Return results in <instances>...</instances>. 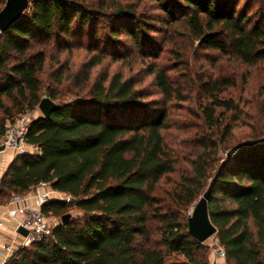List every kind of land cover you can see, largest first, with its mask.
Instances as JSON below:
<instances>
[{
    "label": "trees",
    "instance_id": "obj_1",
    "mask_svg": "<svg viewBox=\"0 0 264 264\" xmlns=\"http://www.w3.org/2000/svg\"><path fill=\"white\" fill-rule=\"evenodd\" d=\"M240 1L30 0L0 34V137L7 122L34 111L43 98L58 108L31 121L27 140L38 154L11 162L0 195H25L48 184L73 201L51 200L42 215L61 218L74 208L81 217L70 215L66 225L16 250L4 264H209L208 247L188 231L190 212L206 191L225 263L264 264V139L233 147L225 161L215 158L227 150L222 146L238 120L234 102L217 96L221 84L210 87L200 108L198 119L209 134L196 142L190 174L159 194L158 183L178 163L162 134L169 129L165 105L146 100V92L120 74L91 80V71L108 57L99 48L109 44L97 37L106 21L110 42L124 34L139 55H155L145 49L143 31L151 28L141 21L143 2L164 15L161 23H186L203 49L246 66L264 65V0H244L239 7ZM5 2L0 0V10ZM74 48L90 57L71 72L59 57ZM49 63L54 68L43 77ZM148 74L164 102L180 97L164 70L149 67ZM67 95L75 98L66 101Z\"/></svg>",
    "mask_w": 264,
    "mask_h": 264
},
{
    "label": "rangeland",
    "instance_id": "obj_2",
    "mask_svg": "<svg viewBox=\"0 0 264 264\" xmlns=\"http://www.w3.org/2000/svg\"><path fill=\"white\" fill-rule=\"evenodd\" d=\"M243 2L244 0L240 1L239 7ZM139 13H142L141 21L151 28L147 33L143 31L148 37L145 49L153 51L155 57L139 55L131 39L124 34H119L121 45L120 41L114 44L110 42V30L105 26L112 25H108L106 21L104 26L98 28L97 37H101L102 44H109L99 48L103 49L108 57L91 71V80L100 75L107 74L111 77L120 74L123 79H131L136 90L146 92V100L165 105L169 129L162 134L168 148L177 156L178 163L175 173L163 177L156 187L155 193L163 194L169 192L183 176L190 174L191 161L196 151H199L196 142L203 134H209L202 128L198 115L200 108L209 101L211 86L221 84L222 91L217 96L231 99L236 105L238 117V120L231 124V137L226 139L222 146L227 150H219L215 158L225 161L228 155L235 152L233 147L264 139V65L246 66L231 55L203 49L192 37L186 23L178 21L171 26L164 21L161 23L164 15L151 3L143 2ZM50 52L54 53L52 50ZM70 53L61 54L59 60L68 61L71 72L76 71L79 64L90 57L84 48H74ZM117 57L123 60H116ZM149 67L164 70L171 78L175 94L180 97H173L164 102L153 84V75L148 74ZM52 68L54 67L49 63L43 77H47ZM69 84L68 80L64 82L65 87ZM74 98L67 95L65 100ZM31 114L32 119L41 117L37 107ZM230 115L226 113L223 117L228 120ZM68 199L65 196L64 200ZM69 212L72 218L81 217V213L74 208ZM46 219L51 221V229L61 223L59 217L50 216ZM204 245L208 247L209 252L212 249L215 251L217 242L214 235L204 241Z\"/></svg>",
    "mask_w": 264,
    "mask_h": 264
},
{
    "label": "crops",
    "instance_id": "obj_3",
    "mask_svg": "<svg viewBox=\"0 0 264 264\" xmlns=\"http://www.w3.org/2000/svg\"><path fill=\"white\" fill-rule=\"evenodd\" d=\"M16 156L9 150L0 151V179ZM39 194L48 195L51 200H64L65 195L53 191L48 184L33 188L24 195L22 202H13L11 195L3 199L0 195V218L3 228L0 229V264H4L18 249L25 247V237L18 233L20 224L25 218L26 207L36 208ZM209 264H226L224 258H218L212 249L209 252Z\"/></svg>",
    "mask_w": 264,
    "mask_h": 264
},
{
    "label": "built area",
    "instance_id": "obj_4",
    "mask_svg": "<svg viewBox=\"0 0 264 264\" xmlns=\"http://www.w3.org/2000/svg\"><path fill=\"white\" fill-rule=\"evenodd\" d=\"M31 112L16 117L12 122H7L4 127L3 135L0 137V146L12 152L16 157L22 155H36L38 148L27 140L29 125L32 121ZM39 201L36 208L26 207L25 218L20 227L28 232L25 237V245L40 241L43 237L49 235L51 231V221L47 220L41 213V207L50 201L48 195L39 194ZM13 202H22L25 200L24 195H14L11 199ZM3 228V221L0 218V229ZM215 254L218 258H224L223 250L218 246Z\"/></svg>",
    "mask_w": 264,
    "mask_h": 264
},
{
    "label": "water",
    "instance_id": "obj_5",
    "mask_svg": "<svg viewBox=\"0 0 264 264\" xmlns=\"http://www.w3.org/2000/svg\"><path fill=\"white\" fill-rule=\"evenodd\" d=\"M29 3L30 0H6L4 6L0 10V34L7 31L20 19L27 10ZM57 108V104L48 98H43L37 106L43 118H48ZM3 149V146H0V151ZM208 197L209 192L206 191L195 204L188 218L189 234L199 243H203L216 233V228L211 223L208 215ZM72 201L73 199H68V202ZM69 219L70 214H66L60 218V222L62 225H66ZM18 233L24 237L28 235V232L22 227L18 229Z\"/></svg>",
    "mask_w": 264,
    "mask_h": 264
}]
</instances>
